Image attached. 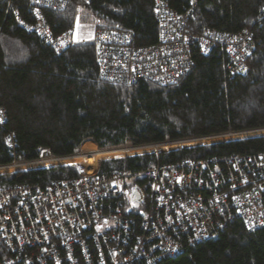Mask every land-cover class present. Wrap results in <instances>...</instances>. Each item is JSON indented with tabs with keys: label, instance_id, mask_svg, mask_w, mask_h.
Returning a JSON list of instances; mask_svg holds the SVG:
<instances>
[{
	"label": "trees",
	"instance_id": "trees-1",
	"mask_svg": "<svg viewBox=\"0 0 264 264\" xmlns=\"http://www.w3.org/2000/svg\"><path fill=\"white\" fill-rule=\"evenodd\" d=\"M0 0V104L7 123L0 131V164L13 158L32 160L42 150L68 155L93 141L101 149L264 129V0H166L177 12H188L195 36L205 30L247 32L254 42L245 70L230 74L218 46L202 55L189 48L191 70L178 83L160 85L138 79L131 85L99 77L96 46L80 42L86 29L76 25L120 28L135 47L157 43L156 0H66L62 11L44 10L52 32L72 30V43L57 52L15 18L31 21L27 0ZM194 5H191L193 4ZM12 134L15 148L5 140ZM264 153V135L221 141L162 153L163 163ZM152 154L111 160L100 171L139 169ZM73 167L38 169L0 176V184H24L73 176ZM156 264H264V226L248 231L240 220L214 237L185 247Z\"/></svg>",
	"mask_w": 264,
	"mask_h": 264
},
{
	"label": "built area",
	"instance_id": "built-area-1",
	"mask_svg": "<svg viewBox=\"0 0 264 264\" xmlns=\"http://www.w3.org/2000/svg\"><path fill=\"white\" fill-rule=\"evenodd\" d=\"M6 1L10 7L12 0ZM65 4L66 0H27L25 11L31 21L16 13L15 18L27 32L61 52L73 42L72 30L52 32L44 10L62 11ZM261 12L264 15V3ZM154 15L157 43L146 47H135L127 30L76 19V25L89 29L77 40L95 44L101 79L124 85L138 79L176 84L191 70L188 52L194 44L202 55L218 46L227 57L230 74L245 70L254 49L249 33L205 30L195 36L186 24L189 13L171 10L166 0H156ZM6 123V110L0 104V131ZM256 131L109 149L89 140L92 147L82 148L84 141L68 155L45 149L32 160L13 158L0 164V176L75 169L73 176L48 184H0V264H156L214 237L234 220L248 231L263 227L264 153L168 163L159 159L162 153L247 138ZM5 140L13 151L12 134ZM147 154L155 160L144 168L100 171L107 161Z\"/></svg>",
	"mask_w": 264,
	"mask_h": 264
},
{
	"label": "water",
	"instance_id": "water-1",
	"mask_svg": "<svg viewBox=\"0 0 264 264\" xmlns=\"http://www.w3.org/2000/svg\"><path fill=\"white\" fill-rule=\"evenodd\" d=\"M260 135H264V133L250 134V135H246L244 137H254V136H260Z\"/></svg>",
	"mask_w": 264,
	"mask_h": 264
},
{
	"label": "rangeland",
	"instance_id": "rangeland-1",
	"mask_svg": "<svg viewBox=\"0 0 264 264\" xmlns=\"http://www.w3.org/2000/svg\"><path fill=\"white\" fill-rule=\"evenodd\" d=\"M86 30L88 31L89 29L86 28ZM254 133H264V130L261 129V130H258V131H256V132H254ZM243 134H245V133H243ZM243 134H242V135H243ZM91 143H92V142H91ZM90 147H92V146H90ZM82 148H84V147H82Z\"/></svg>",
	"mask_w": 264,
	"mask_h": 264
},
{
	"label": "snow or ice",
	"instance_id": "snow-or-ice-1",
	"mask_svg": "<svg viewBox=\"0 0 264 264\" xmlns=\"http://www.w3.org/2000/svg\"><path fill=\"white\" fill-rule=\"evenodd\" d=\"M77 26H79V25L77 24Z\"/></svg>",
	"mask_w": 264,
	"mask_h": 264
},
{
	"label": "crops",
	"instance_id": "crops-1",
	"mask_svg": "<svg viewBox=\"0 0 264 264\" xmlns=\"http://www.w3.org/2000/svg\"><path fill=\"white\" fill-rule=\"evenodd\" d=\"M87 23V22H86ZM88 24V23H87Z\"/></svg>",
	"mask_w": 264,
	"mask_h": 264
}]
</instances>
